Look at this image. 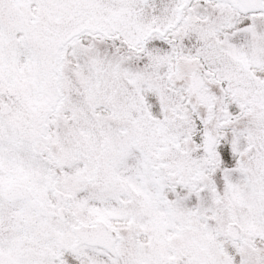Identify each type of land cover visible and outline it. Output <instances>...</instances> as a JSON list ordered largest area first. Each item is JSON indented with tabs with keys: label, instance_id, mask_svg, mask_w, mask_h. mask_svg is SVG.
Listing matches in <instances>:
<instances>
[{
	"label": "snow or ice",
	"instance_id": "snow-or-ice-1",
	"mask_svg": "<svg viewBox=\"0 0 264 264\" xmlns=\"http://www.w3.org/2000/svg\"><path fill=\"white\" fill-rule=\"evenodd\" d=\"M0 264H264V0H0Z\"/></svg>",
	"mask_w": 264,
	"mask_h": 264
}]
</instances>
